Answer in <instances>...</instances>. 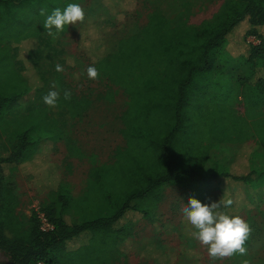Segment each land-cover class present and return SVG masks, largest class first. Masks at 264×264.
<instances>
[{
  "label": "rangeland",
  "instance_id": "obj_1",
  "mask_svg": "<svg viewBox=\"0 0 264 264\" xmlns=\"http://www.w3.org/2000/svg\"><path fill=\"white\" fill-rule=\"evenodd\" d=\"M223 1L24 0L16 9L4 12L0 17V27L3 30L10 28L12 34L23 25L22 22L28 24L32 12L39 18L34 32L41 41L27 50L30 61L35 65L32 75H22L18 70L27 62L17 44L22 36L0 39V95L5 93L9 98L0 110V154L18 145L16 133L34 127L24 134L28 143L23 153L29 163L17 165L14 172L8 170L9 165H3L4 182L15 183L24 213L29 214L38 208L42 198L56 187L59 176L66 182V191L68 186V223L98 216L99 192L97 194L96 187L86 186L91 168L98 167V164L102 171H111V185L118 188L121 198L126 193L124 191L133 188L131 181L120 183L119 176L128 168L135 169V165L130 166L131 162H128L124 167L114 162L113 167H108L125 144L120 129L127 98L116 90L112 99H105L108 80H91L86 71L93 66L91 56L106 50L105 40L112 35L109 26L114 22L127 26L130 23L145 25L153 13L165 14L172 26L199 25L210 19ZM70 3L82 6L85 19L76 25L65 26L64 31L53 39L43 26L45 17L39 15L40 9L47 8L50 14L54 8L64 9ZM17 17L16 22L21 23L15 26ZM246 24L242 21L233 31H239ZM260 34L264 36L263 32ZM253 37L257 43L253 42ZM246 38L252 45L260 42V37L255 34ZM234 44H226L217 55L215 69L202 75L199 83L193 86L196 99L188 106L184 130L178 136L180 151L183 156L190 155L203 176L227 171L231 162L238 164L239 160L244 165L243 169L249 167L254 173L247 181H239L240 190L228 189L223 181L216 186L211 180L204 182L206 185L188 181L163 186L160 200L149 198L143 202V206H151L150 210L157 217L155 222L146 219L139 211H129L119 221V226L123 225L129 235L119 246V261L114 264H238L244 260L264 264V91L245 82L251 68L237 56L244 51V46ZM26 45L31 46L30 43ZM79 58H84L81 64L75 60ZM69 63L71 68L67 67ZM57 64L64 67L63 72L56 71ZM259 75L261 73L257 71ZM63 79L72 84L76 93L83 92L88 98L89 105L79 117L72 113L74 107L71 109L69 100L63 98L64 90H69V84H65ZM52 81L58 82L57 90L60 92L55 108L43 102ZM76 108L81 110V107ZM153 155V148L142 152V161L148 167H152ZM234 195H239L240 200L234 202ZM84 197L90 199L85 207L81 202ZM191 197L205 204L219 199L233 200L232 206L236 209H228L231 216H241L252 228L246 244L247 256L235 255L217 261L210 258L207 247L191 235L196 230L182 212ZM88 234L76 236L67 247L81 245ZM75 240L78 242L70 244ZM87 247L96 256L98 234ZM187 258L192 260L186 261ZM6 260L9 256L0 251V262Z\"/></svg>",
  "mask_w": 264,
  "mask_h": 264
},
{
  "label": "trees",
  "instance_id": "obj_2",
  "mask_svg": "<svg viewBox=\"0 0 264 264\" xmlns=\"http://www.w3.org/2000/svg\"><path fill=\"white\" fill-rule=\"evenodd\" d=\"M23 1L0 0V7H3L0 17L4 12H10L11 8L16 9ZM30 18L28 24L22 22L23 25L18 26L19 29H15L13 35H21L30 25ZM18 19L15 20V26L21 23L16 22ZM242 21L247 22L246 26L234 32ZM109 27L112 28V35L105 40L106 50L91 56V62L98 69L99 78L108 80L104 98L112 99L116 90L127 98L120 129L125 144L108 167H113L114 162L124 167L128 162H131L130 166L135 165V169L128 168L122 175L120 172L119 176L120 183L131 181L133 188L124 191L126 193L121 198L118 188L111 185V171H102L100 164L98 167L93 166L86 186L96 187L97 194L99 192L98 216L68 223V186L66 191V182L58 176L56 187L48 191L37 208L53 224L52 230L42 231L36 209L29 214L24 213L20 208L21 200L15 183L4 182V164L9 165V171L14 172L17 165L29 163L23 153L28 143L24 134L34 127L16 133L18 145L0 154V251L5 252L16 264L118 263L121 252L119 246L129 235L123 225L119 226V221L129 211H139L146 219L155 222L157 217L150 210L151 206H143V202L149 198L160 200L163 186L188 181L205 184L211 180L216 185L223 181L228 189L235 190L241 181H247L254 173L250 169H243L244 165L239 160L233 166L234 171L230 167L222 173L203 176L190 155L183 156L178 136L184 130L188 106L196 99L193 86L199 83L202 75L215 69L217 55L229 42L244 46V51L237 56L251 68L245 82L264 91V36L260 34L264 33V0H224L212 17L199 25L172 26L165 14L153 13L145 25L130 23L127 26L114 22ZM3 33L12 34L10 28H5ZM254 34L260 37V42L252 45L246 37ZM75 60L81 64L84 58ZM67 67L71 68V64H67ZM257 71L261 75L257 76ZM63 82L67 83L65 79ZM67 84L72 93L69 105L71 109L74 107V116L79 117L89 105L88 98L83 92L76 93L72 84ZM7 100L9 98L5 93L0 95V110ZM76 107H81V110ZM147 148L154 150L152 167L142 161V152ZM88 200L85 197L81 199L84 207ZM86 232L89 234L81 245L67 247L76 236ZM95 234H98L96 256L87 247ZM74 242L78 240L70 244Z\"/></svg>",
  "mask_w": 264,
  "mask_h": 264
},
{
  "label": "clouds",
  "instance_id": "obj_3",
  "mask_svg": "<svg viewBox=\"0 0 264 264\" xmlns=\"http://www.w3.org/2000/svg\"><path fill=\"white\" fill-rule=\"evenodd\" d=\"M39 15L45 17L43 26L53 39L64 31L65 26L76 25L85 19L84 9L77 3H70L64 9L54 8L50 14L47 8H41ZM56 71L63 72L64 67L57 64ZM86 71L89 79L99 78V71L96 67L89 66ZM57 86L58 82L52 81L50 90L43 96L44 104L50 108L57 107L60 100ZM71 97V90L65 89L63 98L71 100ZM232 204V199H220L218 202L205 204L191 197L188 204L182 208L184 218L196 230L191 235L207 247L208 254L213 261L248 254L246 244L252 232L251 226L241 216H230L221 210L222 207L227 208ZM242 264H250V262L244 260Z\"/></svg>",
  "mask_w": 264,
  "mask_h": 264
},
{
  "label": "crops",
  "instance_id": "obj_4",
  "mask_svg": "<svg viewBox=\"0 0 264 264\" xmlns=\"http://www.w3.org/2000/svg\"><path fill=\"white\" fill-rule=\"evenodd\" d=\"M1 9H3V7H0V10ZM38 19L39 18H38L37 15L32 16L30 18V25L27 27V29L24 32L21 33V35H13V34L4 35L5 34V33H3L4 30L2 29V27H0V39H9V38L11 39V38H16V37L22 36L21 39L17 42L18 47L20 48V52H24L23 55H24V57L26 58V61H27L23 68L18 69V70H21V74L22 75H27V74H29V75L31 74L32 75L34 73L33 72V70H34L33 68H34L35 65H34V63H32V61H30L31 59L28 56L27 50L29 48H32L33 44H36L39 41H41L39 39V36L34 32V25L38 22ZM2 37H4V38H2ZM27 43H30L31 46L26 45ZM32 51H34V50H32ZM28 67H29L30 71H29ZM30 89H32V88H30ZM247 163H249V162H247ZM233 166H234V162H231L230 165L228 166V168H230V167L232 168ZM247 169H249V167ZM240 189L241 188H239V186H238V188L235 189V190H240ZM231 190H233V189H231ZM237 193H239V192H237ZM233 197L235 198L234 202L240 200L239 195H234ZM219 198H221V197H219ZM232 205L230 207H227V208H223L222 207L221 210L222 211H226V213L231 216L232 215L230 213L231 211L228 210V209H231L232 211H233V209H236V207H233Z\"/></svg>",
  "mask_w": 264,
  "mask_h": 264
},
{
  "label": "built area",
  "instance_id": "obj_5",
  "mask_svg": "<svg viewBox=\"0 0 264 264\" xmlns=\"http://www.w3.org/2000/svg\"><path fill=\"white\" fill-rule=\"evenodd\" d=\"M253 42L255 41V43H257L258 40H256L254 37H253ZM36 212H37V217L39 219V227L42 231H50L53 229V224L48 220V218L46 217V215L39 211L38 209H36Z\"/></svg>",
  "mask_w": 264,
  "mask_h": 264
},
{
  "label": "water",
  "instance_id": "obj_6",
  "mask_svg": "<svg viewBox=\"0 0 264 264\" xmlns=\"http://www.w3.org/2000/svg\"><path fill=\"white\" fill-rule=\"evenodd\" d=\"M0 264H16L13 260H6L4 262H0Z\"/></svg>",
  "mask_w": 264,
  "mask_h": 264
}]
</instances>
